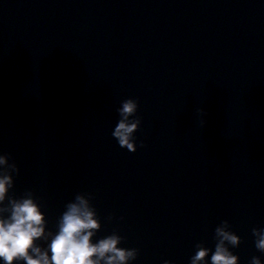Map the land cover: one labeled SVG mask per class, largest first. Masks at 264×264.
Segmentation results:
<instances>
[{"label": "water", "instance_id": "95a60500", "mask_svg": "<svg viewBox=\"0 0 264 264\" xmlns=\"http://www.w3.org/2000/svg\"><path fill=\"white\" fill-rule=\"evenodd\" d=\"M128 99L135 152L112 136ZM0 154V208L31 195L46 233L83 196L129 264H211L221 227L264 264V0H0Z\"/></svg>", "mask_w": 264, "mask_h": 264}, {"label": "clouds", "instance_id": "9594fccd", "mask_svg": "<svg viewBox=\"0 0 264 264\" xmlns=\"http://www.w3.org/2000/svg\"><path fill=\"white\" fill-rule=\"evenodd\" d=\"M138 103L134 99L125 100L119 108L121 119L116 124L112 136L120 147L131 152L136 151L133 133L140 124L134 118ZM11 172L19 173L17 164L10 162L8 154H0V204L8 198L13 186ZM11 207L0 208V264H129L137 258V249L120 248L117 245L121 237L111 235L92 242L99 223L94 219V210L83 196H77L76 202L67 205L59 222V231L46 233V220L40 205L28 195L19 200L10 201ZM10 211L5 217L4 212ZM257 237L255 246L264 252V229L253 230ZM220 237L215 251L211 254V264H237L238 257L225 246L229 241L233 246L239 243V237L223 227L217 229ZM50 242L42 249L36 241L48 239ZM207 248H199L192 257V264H203L209 253ZM51 253V255H49ZM164 264H171L164 261ZM251 264H262L259 257H253Z\"/></svg>", "mask_w": 264, "mask_h": 264}]
</instances>
